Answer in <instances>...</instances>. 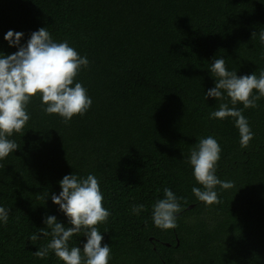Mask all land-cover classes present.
Returning <instances> with one entry per match:
<instances>
[{
  "label": "trees",
  "instance_id": "16d2710c",
  "mask_svg": "<svg viewBox=\"0 0 264 264\" xmlns=\"http://www.w3.org/2000/svg\"><path fill=\"white\" fill-rule=\"evenodd\" d=\"M41 27L87 56L76 80L93 103L67 124L45 114L39 96L28 104L30 120L9 137L19 148L0 161V207L9 210L0 264H63L53 252L34 255L51 236L30 237L50 231L48 215L70 227L51 195L71 174L100 182L109 264H264V98L257 108L235 105L254 133L246 149L233 118H209L220 103L233 107L226 94L206 99L216 58L238 76L264 70V0H0V56L18 51L4 39L9 30L24 34L23 45ZM208 136L222 149L217 177L234 184L217 186L220 203L211 206L193 194L202 186L187 162ZM165 188L183 197L169 230L152 219ZM134 205L144 210L136 215ZM86 241L81 232L68 243Z\"/></svg>",
  "mask_w": 264,
  "mask_h": 264
},
{
  "label": "clouds",
  "instance_id": "9594fccd",
  "mask_svg": "<svg viewBox=\"0 0 264 264\" xmlns=\"http://www.w3.org/2000/svg\"><path fill=\"white\" fill-rule=\"evenodd\" d=\"M256 32L252 33L255 38ZM24 34L9 30L4 39L18 51L11 55L0 56V161L15 152L19 145L9 137L22 133L30 120L27 111L33 98H41L42 110L47 115H59L64 123H69L74 116H83L92 106V99L82 83L77 82L82 69L89 67L87 56L80 54L69 45L68 41L55 42L46 27L31 33L26 44H21ZM259 40L264 45V30L259 32ZM211 75L215 77V87L206 92L209 97L228 103H220L219 109L210 113V119L224 120L233 118L239 131L240 147L246 149L254 138L243 109L257 108L264 98V70L250 75L238 76L237 72L228 71L224 58H216L211 64ZM254 90L255 93L254 94ZM240 103L243 109L235 105ZM221 146L218 141L208 136L199 140L192 150L188 163L193 169L195 181L202 186L193 187L195 197L206 206L219 204L216 187L227 190L234 187L231 181H222L217 175V165L221 158ZM62 189L59 195L52 194L51 200L67 217L70 227L57 222L54 215L46 216V228H40L39 234H32L35 241L51 236V241L34 253L37 258L45 259L53 252L63 264H109L111 248L103 244V235L98 225L106 223L110 211L103 206L104 195L100 182L94 174L86 178L76 175H65L59 181ZM171 189H164V198L153 205L152 219L161 230L177 227V214L181 204ZM144 205H134L132 212L139 215ZM9 210L0 207V222L7 224ZM83 232L87 238L83 248L69 247V240Z\"/></svg>",
  "mask_w": 264,
  "mask_h": 264
}]
</instances>
